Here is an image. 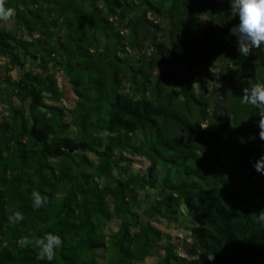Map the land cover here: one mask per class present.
I'll use <instances>...</instances> for the list:
<instances>
[{"label":"trees","instance_id":"16d2710c","mask_svg":"<svg viewBox=\"0 0 264 264\" xmlns=\"http://www.w3.org/2000/svg\"><path fill=\"white\" fill-rule=\"evenodd\" d=\"M5 7L17 10L29 35H39L28 40L0 23V50L15 65L24 64V51L44 69L56 59L79 95L72 122L88 136L68 135L64 108L45 101L61 97L54 73L7 77L31 101L26 109L6 93L12 116L0 120V264H137L162 247L160 264H264V225L250 215L264 210V174L253 167L264 155V140L258 109L240 103L244 87L264 82V45L250 56L239 53L229 35L239 23L230 0H5ZM149 11L167 19L166 38L155 35ZM205 13L207 20L200 17ZM96 29L112 47L99 49ZM147 40L151 54L133 59L128 45L142 49ZM216 49L228 51L222 103L217 89L199 94L191 76ZM168 61L185 64L188 73L160 69L152 77ZM210 77L219 79L216 72ZM124 152L144 154L152 166L146 172L126 167L121 161L131 159ZM146 188H157L158 197H139ZM33 190L46 198L39 209ZM144 204L150 219L186 217L191 258L174 242H161L162 231L139 210ZM15 211L24 220L13 226L8 216ZM114 215L120 229L108 238L103 223ZM47 232L63 240L51 262L20 244ZM101 247L109 251L104 263Z\"/></svg>","mask_w":264,"mask_h":264},{"label":"rangeland","instance_id":"374dc122","mask_svg":"<svg viewBox=\"0 0 264 264\" xmlns=\"http://www.w3.org/2000/svg\"><path fill=\"white\" fill-rule=\"evenodd\" d=\"M88 12L90 10L89 5L87 6ZM146 9V5H141L137 10L139 12H143ZM15 10L14 17L11 21L8 23H4L0 21L1 25L8 29L16 30L21 36L28 38V40H32L34 37H37L39 35V32H35L34 35H29L27 29L18 23L16 12ZM148 16L154 21L155 25L154 27H151L155 33V35L159 39L166 38V32L165 29L168 26V21L165 18L156 17L149 11ZM201 19H208L207 13L200 15ZM112 21H114L116 24H118L116 18L111 17ZM127 19L124 20L122 23H126ZM120 23V24H122ZM94 26L90 24V30H93ZM125 35L128 34V28L123 27L121 30ZM61 33V32H60ZM62 35V34H61ZM96 35L98 40V47L101 50H105L107 45L113 46V44L104 37L102 32L98 29H96ZM183 37H179L176 44H179ZM185 39V38H184ZM171 43V49L175 48V44L173 40L167 39ZM187 47V40L184 41V45L182 48V53L184 56H187V51H185V48ZM237 47V46H236ZM128 52L129 55L133 59L141 58L140 61L143 60V53L151 54L153 51V48L151 46L150 40H147L145 45L142 46V49H139V47H134L132 45H128ZM238 49V48H237ZM120 55L124 54V51L119 52ZM174 54V53H173ZM171 54V56H174ZM189 58L191 56H188ZM21 58L24 62L23 65L13 64L10 62V57L7 54L2 53L0 50V120L4 118H11L12 113L9 109V105L7 103L6 99V93L11 92L13 94L14 103L17 106H25L26 109L29 107V103L31 101V98L27 95L20 94V91L15 88V86L7 81V77L10 76L12 79H19L23 76V74L27 72H32L33 74L38 75V73H54L59 81L62 93L61 97L58 100H53L49 98H45V101L50 104L60 105L64 108V117L67 120V122L71 123L70 128L67 131V134L72 137H87L88 134L83 135V133L78 130V128L73 124L72 119L73 115L70 112V109H73L77 102L79 95L76 94L74 84L69 79L66 71L64 70L63 66L58 64L56 59H50L48 62V69H44L42 66L39 65L40 60L37 58V60L33 59L31 56H29L27 53L22 52ZM139 61V62H140ZM228 61V51L222 50V49H216L215 51L211 52L210 55H208L206 58H203L199 63L201 64L198 68H195L193 74H191L194 84L196 85V88L198 90V93L200 94H206L209 95L213 89H217L218 93L215 95L216 100L219 103H222L223 99V90L225 88V82L221 79L222 78V72L223 69H225V63ZM177 67L175 68V66ZM164 71H170L175 70L177 73L186 74L188 73V69L185 64H175L174 62L168 61L165 63L160 64L155 71H153L154 77L159 70ZM216 72L219 76V79H212L210 77V74ZM125 83L127 86H130L132 84L131 81H128L125 79ZM15 89H14V88ZM251 135V134H250ZM255 137L257 135H254ZM252 135L250 136V138ZM253 140V139H251ZM101 149V147H98ZM85 152L89 158L94 160V162H97L99 160L98 154L96 151L93 150H86L81 151ZM125 155H129L130 161L128 160H122V165L126 167H131L135 171H141L146 172L151 166L152 162L148 159V157L144 154L135 153L131 154L129 152H124ZM116 175H118V170H116ZM158 189H141L139 191V197L144 196L146 193L149 194V201L154 200L158 197ZM145 207L144 204L142 207H140L139 210H142L144 214V219L152 223L156 228L160 229L162 231V243L167 242H174L177 245V250L180 254L187 256V258H191V250L194 247L193 238H192V232L190 230L191 223L186 219V217L183 220H176L171 219L169 217H157L150 219L145 214ZM120 222L121 220L116 217V215L112 216L111 219L105 221L103 223V230L106 234V236L109 238V236L115 232H117L120 229ZM139 226H134V229H138ZM110 242V240H108ZM97 251L100 253L99 260L101 263H104L108 256L109 251L106 247L98 248ZM166 254L165 247L157 248L150 256L145 257L142 261L138 262L137 264H160L161 258L164 257Z\"/></svg>","mask_w":264,"mask_h":264},{"label":"clouds","instance_id":"9594fccd","mask_svg":"<svg viewBox=\"0 0 264 264\" xmlns=\"http://www.w3.org/2000/svg\"><path fill=\"white\" fill-rule=\"evenodd\" d=\"M231 13L234 17H239V23L234 25L229 32L230 36L237 38L238 51L243 56H250L253 50H260L264 45V0H230ZM15 10L5 7V0H0V21L8 23L14 17ZM242 105H251L258 109V127L259 138L264 140V82L251 84L249 87L242 89L240 97ZM204 127V126H202ZM232 127H236L232 125ZM252 136L250 139H255ZM243 142V140H242ZM255 170L264 174V155L253 162ZM31 200L34 209H39L46 203V198L37 190L31 193ZM255 223L264 225V210L259 213L250 214ZM24 215L20 211H15L8 216V221L13 226L21 223ZM21 246L37 250L38 260L53 261L56 256V250L63 244L60 235L53 232H47L42 237H23L20 241ZM214 260V257H208Z\"/></svg>","mask_w":264,"mask_h":264}]
</instances>
